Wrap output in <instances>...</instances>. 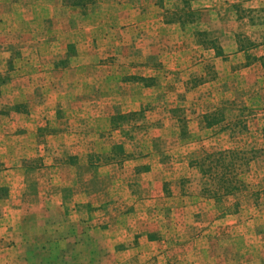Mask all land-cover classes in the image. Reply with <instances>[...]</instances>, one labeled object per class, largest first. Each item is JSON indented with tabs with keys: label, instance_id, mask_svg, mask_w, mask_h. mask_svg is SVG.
Wrapping results in <instances>:
<instances>
[{
	"label": "crops",
	"instance_id": "0c3cea01",
	"mask_svg": "<svg viewBox=\"0 0 264 264\" xmlns=\"http://www.w3.org/2000/svg\"><path fill=\"white\" fill-rule=\"evenodd\" d=\"M0 73L84 116L68 119L69 132L37 133V116L0 133L11 158L44 134L54 149L65 143L69 169L83 160L77 188L51 201L69 206L59 219L74 228L53 233L99 231L104 244L84 246L103 254L97 264H264V196L233 191L216 203L201 166L249 148L253 181H264V0H0ZM78 124L84 134L71 132ZM47 167L52 188L74 182ZM4 252L0 264H13Z\"/></svg>",
	"mask_w": 264,
	"mask_h": 264
},
{
	"label": "rangeland",
	"instance_id": "374dc122",
	"mask_svg": "<svg viewBox=\"0 0 264 264\" xmlns=\"http://www.w3.org/2000/svg\"><path fill=\"white\" fill-rule=\"evenodd\" d=\"M10 65L12 67V62L10 63V61L5 64L7 67H10ZM22 77L24 75H16L15 73H12V76H0V133L10 132L9 130L12 128L10 125L13 122H18L15 120L17 117H23V119H27L28 117L36 120L37 116H43L46 122L45 128L40 131L39 128H43L40 126L37 133H46L45 135L60 131L69 132L68 119H74V122H76L77 118H81V120L84 118V116H76L74 113L70 115V111L67 109L65 111L64 109L62 111L60 109L56 112L55 108L58 106V103H53L54 100H50L52 96L48 95V92L42 93L40 90L36 91L37 87H34L33 90L31 88L29 93L25 90L21 92V86L24 85ZM24 79L27 80V78ZM47 83L50 85L51 80L47 81ZM3 90L6 91L4 92ZM52 95L54 96V94ZM68 96V94L64 96L65 100L69 99L67 98ZM70 101L71 98L68 102ZM43 103L49 107L45 109L42 115V113H39L41 110L39 111L35 107ZM126 115L129 116V112H126ZM73 127L71 132L84 134L83 124ZM262 127L264 129V125ZM34 129L35 126L33 127ZM37 137V139H30L28 146L27 142H22V149L27 150L12 158L8 155V152H11L9 150L11 148L8 145L10 141H0V262H2L4 256H7L4 252L5 247L11 248L13 251V264H64L66 262H70V264H85L87 261L94 264L96 261H101L103 254L100 251L95 250L93 253L84 252L85 244H87V249L88 246L99 248L104 244L99 231L93 230V232H88V237L76 234L59 236L56 230H54L55 233L52 231L54 227L58 228L59 226H63L68 230L74 228V225L69 221L59 219L61 214L60 209L69 213V206L66 204L55 205L51 201L53 200L52 194L54 192L61 190L62 194L68 195L70 192L72 193V187L77 188L75 187L77 186L76 178L80 175L83 176L81 172L83 170L82 167H84L81 165L84 164L83 160H80L77 164H73L74 166H71L69 169L68 163L69 160L73 161V157H70L68 153L63 151L65 143L63 141L62 143L60 142L62 149L58 147L54 149L53 145L49 146L44 141V134ZM253 146L256 145L254 144ZM246 150L240 149L230 155L226 153L222 157L221 162L215 161L218 156L202 157L201 166L204 170L203 175L206 177L204 192L213 197L217 201L216 203L222 202V199L226 198V195H230L233 191L235 193L236 191L244 192L248 190L252 191L258 198L261 194L264 196V181L255 183L253 181L255 177L252 175V178L249 168L250 161L256 155L253 156L254 154L251 149L247 148ZM40 153H44V156H47V158L39 155ZM56 158L61 159V164H57L60 166H54L58 163V160H55ZM64 160H66V163H64ZM101 161L104 163V157ZM100 166H102V163L98 161L97 168ZM46 167L51 170H53V167L60 168L64 183L74 178V182H71L72 186L70 184V187H62L63 189L52 188L54 172L43 170ZM73 173L75 174L72 175ZM256 179L258 180V178ZM95 180L99 181V178L97 177ZM94 184L97 185L96 182ZM226 188L233 190L226 193ZM45 192L46 194H44ZM47 196H51L50 204H46L44 207V197ZM85 209L86 207L84 206L82 209L77 208L83 214ZM96 209L100 211L103 208L98 206ZM95 225L92 224L93 227H96ZM5 232L8 233L6 234ZM46 233L49 237L45 242V250H40V242L44 239ZM85 240L88 241L85 242ZM252 241L254 243L253 239ZM260 244H264V237L261 238ZM60 246L63 250L59 253L57 250ZM17 248L20 249L19 252H16ZM253 255L257 258V254L254 253ZM251 261L254 260L251 259Z\"/></svg>",
	"mask_w": 264,
	"mask_h": 264
},
{
	"label": "trees",
	"instance_id": "16d2710c",
	"mask_svg": "<svg viewBox=\"0 0 264 264\" xmlns=\"http://www.w3.org/2000/svg\"><path fill=\"white\" fill-rule=\"evenodd\" d=\"M225 154H226L225 152H219V153L209 154V155L207 156V158H209V157H214V156H218V157L216 158L215 161L218 160V162H221V161H222V157H224ZM226 167H228V165H226ZM233 189H234V187H233ZM233 189H231V188H226L225 192H226V193H229V192H231Z\"/></svg>",
	"mask_w": 264,
	"mask_h": 264
}]
</instances>
